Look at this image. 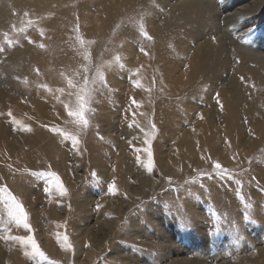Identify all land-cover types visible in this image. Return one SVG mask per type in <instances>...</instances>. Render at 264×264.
I'll return each mask as SVG.
<instances>
[{
	"label": "rangeland",
	"instance_id": "374dc122",
	"mask_svg": "<svg viewBox=\"0 0 264 264\" xmlns=\"http://www.w3.org/2000/svg\"><path fill=\"white\" fill-rule=\"evenodd\" d=\"M182 1L151 2L153 12L160 18L164 14L162 18H165L175 7L178 8L177 5L180 7L188 2ZM201 1L205 2L201 5L207 8L204 11L210 19L205 17L195 24L199 28H196L198 38L188 34L177 36L191 43L179 46L176 43L173 46L171 42L167 44V47L173 46L175 57L181 58L177 54L178 47L189 53L210 36L214 40L221 37L227 42L230 40L229 46L235 44V49L245 47L248 51L264 54V0ZM18 3L0 0V47L4 49L0 51V84L5 83V88H9L10 93H17V97L24 102L37 93L33 100L43 103L48 100V91L40 87L42 83L36 81L35 73L30 74L25 82L22 65L18 63L24 44L37 48L35 40L37 36L41 38V28L33 25L20 33L15 30L20 27L14 24L15 19L20 26L26 24L28 16L25 13L33 17L40 11L32 9L27 3L23 6ZM160 18L156 17L162 21ZM209 23L213 24L212 28ZM36 33L37 36L34 35ZM122 34L110 36L100 42L101 45H95L89 76L96 65L112 60L117 54L125 66L121 68L114 64L104 69L107 85L110 86L95 93L91 104L95 112L89 114L91 126L80 136V144L73 147L71 141L53 131L54 128L73 131V125L67 128L62 123L44 125V134L54 146L51 152L55 164L53 162L52 166L46 158H39L35 160L36 168L8 175L7 187L12 194L15 192L13 195L22 203L27 196L31 197L24 208L29 213L35 239L49 259L59 264H252L257 258L259 264H264V141L253 147L249 143H238L235 148L227 137L222 138L225 132L219 117L211 131L215 137L209 143L201 137L198 139L199 131L195 132L193 127L198 113L195 103L200 102V97L196 96L197 93L191 94L188 98L191 105L188 103L183 107L178 105V98L169 100L160 89L156 90L153 81L142 83L144 86L141 89L135 87L133 81L145 79V73L140 70L138 75L134 74L139 69L134 62L137 60L134 52H141V45L148 39L139 30L129 37ZM81 51L78 49L75 52L81 56ZM174 56L167 61L178 74L183 59L176 64ZM171 63H175L177 68ZM134 88L137 91H147L144 88L151 90L144 96L146 104L133 103V99L137 102ZM34 89L38 91L33 93ZM48 113L57 119V112ZM64 113L67 114L66 111ZM211 115L215 118L216 112ZM140 117L144 118L143 126L138 122ZM3 121L9 134L28 132L12 123V117L6 116ZM152 124H155V130ZM243 129L247 131L248 138L253 136L245 124ZM146 132L149 145L144 143ZM182 136L186 139L188 152L181 151L176 155L175 147L179 144L176 138ZM212 144L216 147L215 153L209 148ZM148 147L155 165L152 172L137 161V156L142 161L147 160L143 149ZM203 148H207L208 152ZM214 161L232 169L235 175L231 178L215 176L212 169ZM31 172L57 173L67 189V195L60 196L54 189L46 191L51 187L49 178L37 179ZM201 173L205 175L201 176ZM169 177L172 183H169ZM113 183L115 193L110 191ZM19 186L24 189L22 193ZM57 232L67 234L72 245L70 249L62 247V242L57 241ZM13 234L27 233L13 227ZM14 245L0 239V250L4 251L0 254V264H37L36 260L24 254L23 248Z\"/></svg>",
	"mask_w": 264,
	"mask_h": 264
},
{
	"label": "bare ground",
	"instance_id": "6f19581e",
	"mask_svg": "<svg viewBox=\"0 0 264 264\" xmlns=\"http://www.w3.org/2000/svg\"><path fill=\"white\" fill-rule=\"evenodd\" d=\"M151 1L152 0H29L26 2V0H14V2H19L22 6L27 3L32 9L40 11V13L36 12L38 14L35 16L32 17L31 15H27L28 17L26 18L27 20L32 19L35 21L34 25L40 27L45 32V35L41 36V38L37 36V33L34 34L37 36L35 40L37 42V48L34 47L35 45L28 46L27 43V45L24 44L21 48L22 50L18 58V63L22 65V74H25L23 80L26 82L30 74L35 73V79L38 83L41 82L42 85L46 84L53 90L65 88L66 93L61 96L58 92L54 94L48 92V100L43 103L40 100H33V98L37 96V93L35 95L31 94L33 97L27 98V102H24L17 97V93H10L9 88H5L4 86L6 84L4 83L3 85L1 82L0 185L7 186L8 175L11 173L19 172L24 169L29 170L36 168L35 160L39 158H46L52 166L53 162L55 164L51 152L54 146L50 143L47 137L48 135L44 134L46 132L43 129L44 125H50L51 123H62L65 128L70 125V123H67L70 118L64 113L65 109L60 100L68 99L65 77L73 74L77 70H79L82 75V65H84L85 62L82 56L75 52L79 49L75 42L76 33L74 31L77 24L79 25L80 34L83 35L86 40L95 41L89 49L92 56V53L95 51V45H98L100 42L103 43L108 37L117 36L119 33H123L125 36L129 37L135 30H139L137 22L142 17L144 28L152 39H148L141 45L142 48L148 52V55H144L143 52H138L137 50L135 52L133 51L136 55L135 59H137L136 61L133 59V61L137 63V68L145 73V79L141 80V82L143 84H148L155 80L154 85L156 86V90L160 89L169 100L178 98L176 99L178 105L182 104L183 107L188 103L191 105L188 98L191 94L197 93L196 96L200 97V102L195 103L198 113L196 112L197 115L194 119L195 126L193 128L195 132L199 131L197 138H203V141H206V143H209L211 138L213 139V137H215L212 135L213 132L211 131L214 129V123L217 117L221 119L220 122L224 125L223 131L225 133L222 138L226 139L227 137L230 143H233V145L235 144V148L238 143H249L253 147L259 142L264 141V54H258L257 51L255 53L254 50L248 51L243 44L242 46L244 48L235 49V44L229 46L228 43H230V40L227 42V39L225 40L223 37L214 40L211 36H208L210 39H204L198 45H193L194 48L192 47L193 49H191L189 53L185 52V50L182 51V48L178 47L179 50L177 54L181 55L180 57L183 59L181 63V58L178 59L177 55L176 57L174 56V51H172L174 50L173 46L175 43L179 46L188 42L184 41L185 39L182 37L177 38L180 34H188L190 36L197 35L196 28L198 27L195 24L199 23L207 15L206 11H204L206 7L203 8L202 6L205 2L203 3L201 0H187L188 2L185 5L179 3L181 4L180 7L177 5L178 8L175 7L173 12L165 15V18H162L164 16L162 13V21H159L156 17H160L153 12V2ZM180 1L181 0H179V2ZM183 1L186 2L185 0ZM196 4H198L197 7H195ZM158 12L160 15V11ZM207 12H209V10ZM239 13L238 11L237 14ZM218 15H216V17ZM242 15H245V13H242ZM213 17H215V15ZM206 18L210 19V17ZM231 21L232 20L229 22ZM14 24L18 27L26 26V24L20 26L19 21H16V19ZM194 25L196 26L195 31H193ZM209 25H212L211 28L213 27V24L209 23ZM216 30L218 29L216 28ZM222 33L223 32H221V34ZM200 34L202 35L201 32ZM203 38L204 37H202V39ZM173 39H175L174 43ZM170 42L171 45H174L167 47V44L169 45ZM41 43L46 45L44 49L39 47ZM104 44L106 43L104 42ZM113 47L115 48V46ZM31 49H33V51ZM172 55L175 57L176 64L178 60V63L182 64L180 73L178 74L176 69V71H174V69L172 70L170 68V62H168V59L172 58ZM18 63L16 62L17 65ZM171 64L176 67V65H174L175 63ZM36 69H39V73L36 72ZM25 71H28V73ZM61 73H64V76H62ZM77 79H80V77H77ZM108 85L110 86V84ZM145 87H148V85ZM138 89H141V87ZM36 91L38 90L33 91V93ZM146 92L148 91L136 90L135 97L139 105L146 104L144 99ZM52 97L56 98V100ZM57 97H59V99H57ZM221 105L223 106L222 108ZM9 111H11L12 116L21 121L22 124L31 127V131L25 132L24 134L22 133L23 135H18V133L9 134L7 132V127L3 124V118L8 116ZM49 111L57 112L58 120L53 118L54 116L49 114ZM214 112H216L215 118L211 115ZM138 122L143 126L144 118H138ZM244 124L250 128V131L253 133L252 137H247V131L243 129ZM218 132L222 133L221 131H217V133ZM220 136L221 135H219V137ZM176 140L179 142L175 147L176 155L181 153V151L187 153L188 148L185 146L186 139L182 136L179 139L176 138ZM209 148L212 149L213 153L216 152V147L213 146V144L210 145ZM203 149L207 151V148ZM229 150L232 149L229 148ZM45 163L46 162H44V164ZM9 165H11V167H9ZM62 165H64L63 162ZM14 188L17 190V186ZM18 188L19 192L22 193L24 191L22 187L19 186ZM15 189L13 190L15 191ZM14 193L15 192H13V194ZM26 198L25 202H23L24 206L31 200L30 196ZM14 246L13 248H15ZM11 248L9 250L13 249ZM54 250L55 249L52 251ZM2 252L0 250V254ZM58 253L60 254L61 252ZM252 264H259L258 258L253 261Z\"/></svg>",
	"mask_w": 264,
	"mask_h": 264
},
{
	"label": "snow or ice",
	"instance_id": "6c2138e0",
	"mask_svg": "<svg viewBox=\"0 0 264 264\" xmlns=\"http://www.w3.org/2000/svg\"><path fill=\"white\" fill-rule=\"evenodd\" d=\"M28 13H25L27 16ZM35 21L29 19L26 21V26L20 27L19 29H15L20 32H26L28 27L33 26ZM140 33L147 39H152L143 25V18L137 22ZM40 35L44 36L45 32L43 29H39ZM75 35V42L78 45V48L82 50L80 52L82 58L86 63L82 65V75L79 70L75 71L73 74L68 75L65 77L67 83V100H60L63 104L65 111L67 112V116L70 118L67 123L73 125V131H69L67 129H60L54 128L53 131L59 133L65 140L71 141L73 147H76L80 144V136L91 126V121L89 118L90 113H94L95 109L91 107V104L95 98V93L100 91L102 88L107 86V81L105 78V68H110L114 64L118 65L119 67L123 68L125 65L122 63V58L119 54L115 55L112 60L106 61L102 64H98L94 68V72L91 76H89V72L92 71V57L90 53V46L95 43V41L86 40L83 35L80 34L79 25L77 24L76 28L74 29ZM251 32V30H249ZM7 39V34H5ZM215 39V38H214ZM8 43H11L10 40H7ZM34 43V41H30ZM41 49L46 47L45 44L41 43L39 45ZM3 47H0V51H3ZM141 52L144 55H148V52L145 49L141 48ZM36 72L39 73V69H36ZM140 69H136L134 74L138 75ZM64 76V73H61ZM80 77V79H77ZM243 79V78H242ZM155 80H153V83ZM135 87H143V84L140 79H136L133 81ZM41 87L45 88L49 93H60L61 96L65 95L66 89L65 88H58L53 90L49 88L46 84L41 85ZM147 91H151L150 89H146ZM74 97V99H73ZM59 99V97H57ZM133 103L136 104L137 102L133 99ZM139 106V105H138ZM223 106L221 105V108ZM135 115V114H134ZM143 115V113L141 114ZM8 116L12 117V123L19 125L25 131H31V127L22 124L21 121L15 119L12 116V112H8ZM132 125L130 124L129 127ZM139 127V125H136ZM152 129L155 130V124L151 125ZM144 131V129H141ZM146 139L144 143L146 145L150 144V139L148 137V133H145ZM143 151L147 154V160L142 161L139 156H137V161L142 163L143 166L149 171L152 172L155 165L152 157V152L150 147L143 149ZM235 158V157H233ZM11 167V165H9ZM213 173L217 177H227L231 178L235 175L232 169L225 168L222 166L218 161H214L212 164ZM32 176L36 177L37 179L47 176L49 178V184L51 187L46 189V191L51 192L53 189L60 195L64 196L67 195V189L65 188L64 184L62 183L60 177L55 172H31ZM95 175V174H93ZM205 175L201 173V176ZM169 183H172V178H168ZM194 182V181H193ZM110 191L115 193L116 186L113 183L110 185ZM0 205H2V209H0V239L6 242H13L19 245L21 248L25 250V255L30 256L34 260L37 261V264H43V262H47V264H59L58 261L50 260L48 255L42 250L40 244L35 239L33 235V229L29 222V213L24 208L23 203L19 200L18 197L12 194V192L8 189L6 185H0ZM13 227L16 229H23L27 234L26 235H14L13 234ZM57 227H62V225H57ZM56 238L58 242H62V247L70 249L72 245L69 242V237L67 234H61L60 232L56 233Z\"/></svg>",
	"mask_w": 264,
	"mask_h": 264
}]
</instances>
